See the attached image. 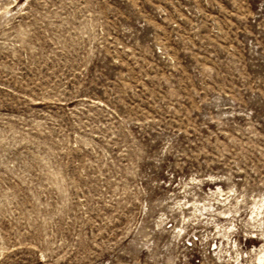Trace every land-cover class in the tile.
Masks as SVG:
<instances>
[{"label": "rangeland", "instance_id": "rangeland-1", "mask_svg": "<svg viewBox=\"0 0 264 264\" xmlns=\"http://www.w3.org/2000/svg\"><path fill=\"white\" fill-rule=\"evenodd\" d=\"M264 0H0V264H263Z\"/></svg>", "mask_w": 264, "mask_h": 264}, {"label": "bare ground", "instance_id": "bare-ground-1", "mask_svg": "<svg viewBox=\"0 0 264 264\" xmlns=\"http://www.w3.org/2000/svg\"><path fill=\"white\" fill-rule=\"evenodd\" d=\"M261 255H259L258 260L264 264V249L261 250Z\"/></svg>", "mask_w": 264, "mask_h": 264}]
</instances>
